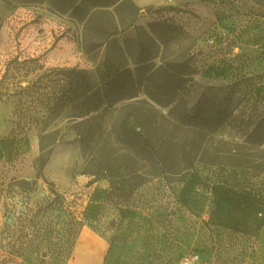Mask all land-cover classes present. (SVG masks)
Masks as SVG:
<instances>
[{
	"label": "rangeland",
	"instance_id": "1",
	"mask_svg": "<svg viewBox=\"0 0 264 264\" xmlns=\"http://www.w3.org/2000/svg\"><path fill=\"white\" fill-rule=\"evenodd\" d=\"M130 1L138 11L119 10L120 47L140 28V43L152 39L150 62L182 64L190 81L166 107L139 86L135 98L82 124L67 91L75 79L51 72L75 68L96 87L105 47L86 54L84 25L44 3L0 0V76L15 57L27 61L22 87L45 74L37 104L14 95L15 81L13 97L0 101V264H264V173L209 156L213 164L197 162L204 148L242 146L264 116V6ZM23 114L34 120L28 132ZM123 118L139 140L159 144L166 167L120 143ZM78 123L96 132L86 138ZM40 142L49 156L40 157ZM192 148L188 165L183 151ZM256 152L264 157V146ZM110 156L130 168L120 173L126 192L122 179L112 185L92 175Z\"/></svg>",
	"mask_w": 264,
	"mask_h": 264
},
{
	"label": "trees",
	"instance_id": "2",
	"mask_svg": "<svg viewBox=\"0 0 264 264\" xmlns=\"http://www.w3.org/2000/svg\"><path fill=\"white\" fill-rule=\"evenodd\" d=\"M258 5L264 6V0H252ZM21 3L38 4L44 3L49 8L58 14H68L72 19L84 26V44L83 51L88 54L96 51L102 46L105 47V55L101 63L97 66L98 83L96 87H92L87 81V74L84 71L71 69L66 71H53L54 75H71L75 80L70 82V87L67 91L71 95V101L74 102V112L76 118L84 119L85 123L88 120H95L107 110L113 109L117 104L129 101L136 97L139 86H143L147 98L154 104L160 107H166L174 102L179 93L184 90L190 78L182 64L172 61H161L159 65L150 62L155 58L153 52L147 50L148 42L152 40L148 34H145V42H139L137 32L140 28L134 27L135 35L127 38L124 41L125 49L120 47L116 36L118 29L121 27L119 21V10L127 9L129 13L135 14L138 9L130 0H21ZM134 20L131 21L133 23ZM129 26H133V24ZM132 43L133 45H129ZM26 60L18 62V57L13 60L6 61L2 66L3 72L0 76V101L3 98L9 99L13 97L9 89L12 82H17L16 93L21 97H31L29 103L37 104L38 90L36 83L32 86L22 87L19 76H22L23 66L26 65ZM37 85V86H36ZM31 94H34L31 96ZM21 101V99H20ZM28 103V102H27ZM65 104V102L63 103ZM25 104L20 105L18 113L26 112ZM49 109L54 113L60 109L56 103L51 105ZM96 114V115H94ZM22 131H30L33 125V119L28 118L27 115H22ZM81 123L77 124V133L85 134L87 137H92L96 132V128H88L79 130ZM121 124L117 127L119 141L124 146L136 150L150 158L156 160L152 163L157 164L158 168L166 167L164 160L165 151L159 144H152L151 142H144L139 140V134L134 132V129L129 131L127 128L128 120L123 118L120 120ZM142 126V124L138 123ZM41 133H45L41 131ZM45 136H55L54 131L44 134ZM44 135L40 137L42 141ZM128 138V139H127ZM56 140H54L55 142ZM53 142V143H54ZM158 146V148H157ZM264 146V116L255 126L253 131L247 137L242 146L235 149L223 147L220 150H212L204 148V154L197 162L213 164L206 160L205 157L214 159L215 165H225L229 167L241 168L251 171L255 176L264 173V157L258 155L256 151L263 149ZM40 142V157L49 156L50 151ZM127 150V149H126ZM148 150V152H147ZM256 152L257 154H254ZM45 154V155H44ZM186 155L188 165H192L190 161V154L194 156L197 154L195 149H188L183 151ZM39 157V158H40ZM102 162V164H100ZM99 166L92 174L96 178L107 179L110 184L114 185L115 181L122 179L118 185V190L126 192L129 185L125 184L121 172L129 170L124 159L110 156L107 159L101 160ZM190 167V166H189ZM190 169V168H187ZM41 170H38L40 172ZM136 184L131 185L134 187Z\"/></svg>",
	"mask_w": 264,
	"mask_h": 264
}]
</instances>
